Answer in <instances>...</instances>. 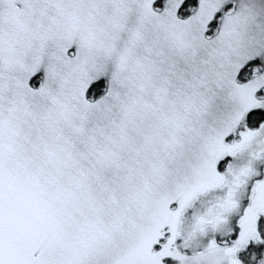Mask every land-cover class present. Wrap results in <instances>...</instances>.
Returning <instances> with one entry per match:
<instances>
[{
	"label": "snow or ice",
	"instance_id": "obj_1",
	"mask_svg": "<svg viewBox=\"0 0 264 264\" xmlns=\"http://www.w3.org/2000/svg\"><path fill=\"white\" fill-rule=\"evenodd\" d=\"M0 264H264V0H0Z\"/></svg>",
	"mask_w": 264,
	"mask_h": 264
}]
</instances>
